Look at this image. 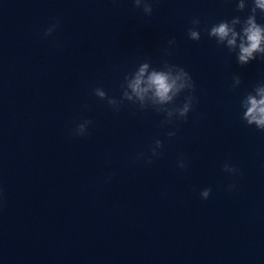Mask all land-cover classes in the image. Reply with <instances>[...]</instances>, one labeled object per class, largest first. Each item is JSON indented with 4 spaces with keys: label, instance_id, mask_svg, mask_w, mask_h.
Here are the masks:
<instances>
[{
    "label": "clouds",
    "instance_id": "1",
    "mask_svg": "<svg viewBox=\"0 0 264 264\" xmlns=\"http://www.w3.org/2000/svg\"><path fill=\"white\" fill-rule=\"evenodd\" d=\"M134 6L136 8H143L145 14L150 15L153 11L151 4L148 0H133ZM238 10L245 9L244 0H239ZM257 9L261 13H264V0H253V7L251 8V14L243 21L239 17H235L230 21H221L218 24H215L208 31L210 37H217L218 41L223 42L227 40V45L231 48H234L237 43V36L239 33L236 30V25L241 26V31L243 33L241 37V43L239 44V53L237 56V62L240 65H247L249 62L256 59L257 55H260L264 58V24L257 23L256 12ZM200 21L198 19L193 20V24L198 25ZM56 25H51L45 31V36H50L55 31ZM189 38L198 41L201 38L200 32L194 29H189L188 31ZM230 37V38H229ZM169 43H174L170 41ZM148 65L144 64L141 66L139 74L136 76L135 80L129 84L132 92L141 100L144 99V94L149 90H154V97L158 98L160 103H165L172 101L174 97L179 96V94L185 90L194 91L195 85L189 75V73L182 67L176 66L178 74L173 77L170 74L164 72L153 71L151 76L148 78L147 88H142V77L146 71ZM241 83L240 77H234V87L238 86ZM256 96L247 95L244 107L246 111L243 113L242 119L249 125H254L257 129L264 131V84L257 85L254 88ZM95 96L100 99H105L107 97L106 92L102 88H96L94 90ZM127 99L131 100L132 96L125 93ZM257 96L259 98H257ZM195 97L189 95L186 97L185 102L182 107L176 109L178 112V118L186 119L189 111L192 109V104ZM108 104L113 106L116 102L109 99ZM172 115V112H169V116ZM92 123L91 120H85L84 122L78 124L73 130V135L75 136H84L88 134V126ZM169 136H174V132L168 133ZM162 142L160 140L155 141V147L152 149V155H158L156 149L162 148ZM151 163V160L148 161ZM178 166L180 168H185L186 164L183 159L178 161ZM224 171L229 173H235L236 168L225 164ZM231 187H234L231 186ZM211 189L205 188L200 192L202 199H208L210 196Z\"/></svg>",
    "mask_w": 264,
    "mask_h": 264
}]
</instances>
